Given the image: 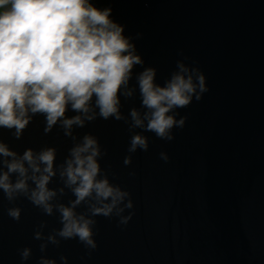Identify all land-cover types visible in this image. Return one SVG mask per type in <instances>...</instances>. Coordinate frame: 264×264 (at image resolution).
I'll use <instances>...</instances> for the list:
<instances>
[{"label": "water", "instance_id": "water-1", "mask_svg": "<svg viewBox=\"0 0 264 264\" xmlns=\"http://www.w3.org/2000/svg\"><path fill=\"white\" fill-rule=\"evenodd\" d=\"M90 2L111 9L110 19L123 27L142 63L120 89L121 120L102 119L93 97L96 118L72 125L71 135L59 121L46 133L45 117L30 112L19 138L14 128H0V143L16 159L28 149L56 153L47 185L55 192L51 214L28 198L36 185L26 161L28 193L9 199L0 189V264H264V0ZM179 63L194 83L203 74L208 89L199 101L193 96L190 105L169 112L177 121L185 118L184 126H174L170 140L147 131L146 119L144 127H134L131 110L141 119L149 111L140 73L154 69V83L164 87ZM76 115L83 118L69 105L65 118ZM85 135L100 148L97 179L128 193L109 216L92 214L93 205L102 206L95 193L73 209L94 221V248L59 235V206L71 207L76 199L61 166ZM134 135L146 138L147 150L129 151ZM12 159L0 155V171L7 172L3 162ZM18 176L9 173L12 183ZM14 208L19 220L9 215Z\"/></svg>", "mask_w": 264, "mask_h": 264}, {"label": "clouds", "instance_id": "clouds-1", "mask_svg": "<svg viewBox=\"0 0 264 264\" xmlns=\"http://www.w3.org/2000/svg\"><path fill=\"white\" fill-rule=\"evenodd\" d=\"M110 13V8L101 10L90 0H0V128H14V135L19 138L32 116L42 115L46 133L59 121L66 129L65 135H71L72 125L82 127L85 119L96 118L91 107L93 97L102 119H122L120 89L127 86L133 66L142 60L133 54L134 46L122 35L123 27L110 19ZM178 68L180 71L164 87L154 83V69L140 73L142 105L149 111L141 119L136 109L131 110L134 127H144L146 119L147 131L170 140L171 129L184 126L185 118L177 121L169 112L187 107L193 96L199 101L208 89L203 74L197 75L194 83L191 74L184 75L189 69L183 63ZM124 94L130 96L131 92ZM69 105L73 111L82 113L83 118L81 115L65 118ZM138 146L147 150L146 138L134 135L129 151H135ZM100 154L97 140L85 135L83 142L70 150L71 158L61 166L66 184L75 185L72 190L76 199L71 207L59 206L64 225L59 235L65 239L78 237L93 248L90 225L94 221L83 215L77 217L73 209L95 193L102 206L93 205L92 214L109 216L128 195L110 185L107 178L97 179ZM0 155L13 157L10 162H3L7 172L0 171V189L9 199L17 192L28 193L26 161L33 172L30 179L36 185L28 198L51 214L48 201L55 192L47 185L55 175V149L48 148L37 155L28 149L16 159V153L0 143ZM124 162L128 164L130 160L125 158ZM40 164L44 165L43 169ZM9 173L19 174L15 183L10 181ZM127 207H131L130 201ZM9 215L19 220L20 210L10 209ZM27 255L25 250L24 256Z\"/></svg>", "mask_w": 264, "mask_h": 264}]
</instances>
